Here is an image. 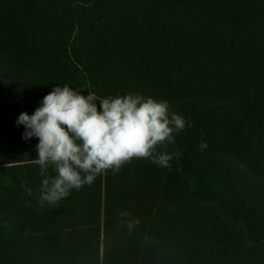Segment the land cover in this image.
Segmentation results:
<instances>
[{"label": "trees", "instance_id": "16d2710c", "mask_svg": "<svg viewBox=\"0 0 264 264\" xmlns=\"http://www.w3.org/2000/svg\"><path fill=\"white\" fill-rule=\"evenodd\" d=\"M57 84L167 100L192 126L165 149L170 168L134 157L41 207L39 140L16 121ZM253 179L264 0H0V264H264Z\"/></svg>", "mask_w": 264, "mask_h": 264}, {"label": "clouds", "instance_id": "9594fccd", "mask_svg": "<svg viewBox=\"0 0 264 264\" xmlns=\"http://www.w3.org/2000/svg\"><path fill=\"white\" fill-rule=\"evenodd\" d=\"M16 123L25 127L22 139L39 140L34 159L43 177L38 202L51 209L73 190L91 186L107 170L119 173L134 157L170 168L172 155L165 149L175 143L176 134L192 126L171 111L167 100L131 92L83 95L68 84H57L32 115L22 112ZM199 148H207L203 136ZM130 215L120 213V226H126L129 234L139 225Z\"/></svg>", "mask_w": 264, "mask_h": 264}, {"label": "rangeland", "instance_id": "374dc122", "mask_svg": "<svg viewBox=\"0 0 264 264\" xmlns=\"http://www.w3.org/2000/svg\"><path fill=\"white\" fill-rule=\"evenodd\" d=\"M251 177V176H248ZM252 180V179H251ZM252 187L253 190L256 191L264 201V180L262 179H253Z\"/></svg>", "mask_w": 264, "mask_h": 264}]
</instances>
